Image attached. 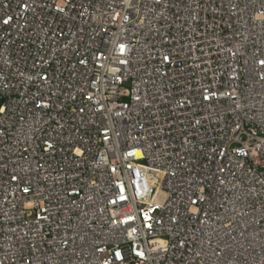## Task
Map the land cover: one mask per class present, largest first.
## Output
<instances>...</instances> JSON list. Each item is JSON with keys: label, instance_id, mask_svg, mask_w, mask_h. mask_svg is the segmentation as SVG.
<instances>
[{"label": "built area", "instance_id": "built-area-1", "mask_svg": "<svg viewBox=\"0 0 264 264\" xmlns=\"http://www.w3.org/2000/svg\"><path fill=\"white\" fill-rule=\"evenodd\" d=\"M0 264H264V0H0Z\"/></svg>", "mask_w": 264, "mask_h": 264}, {"label": "snow or ice", "instance_id": "snow-or-ice-1", "mask_svg": "<svg viewBox=\"0 0 264 264\" xmlns=\"http://www.w3.org/2000/svg\"><path fill=\"white\" fill-rule=\"evenodd\" d=\"M5 23H7V21H5Z\"/></svg>", "mask_w": 264, "mask_h": 264}]
</instances>
